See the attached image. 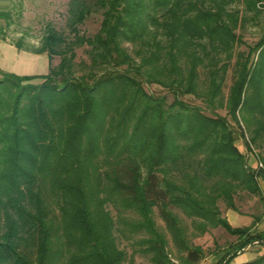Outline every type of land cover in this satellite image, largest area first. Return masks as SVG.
Returning a JSON list of instances; mask_svg holds the SVG:
<instances>
[{
  "label": "trees",
  "instance_id": "trees-1",
  "mask_svg": "<svg viewBox=\"0 0 264 264\" xmlns=\"http://www.w3.org/2000/svg\"><path fill=\"white\" fill-rule=\"evenodd\" d=\"M69 14V34L48 24L39 48L15 43L59 56L57 67L0 68V264H134L119 238L176 264L156 206L182 264H197L202 249L174 209L199 234L222 227L237 237L216 264L264 247L254 230L262 215L234 227L219 207L237 210L240 191L263 199L264 167H250L245 151L264 162V0H71ZM92 14L100 29L82 35L77 25ZM12 21L0 0V40ZM250 23L263 28L254 44L244 40ZM78 47L89 61H76ZM238 264H264V254Z\"/></svg>",
  "mask_w": 264,
  "mask_h": 264
},
{
  "label": "rangeland",
  "instance_id": "rangeland-1",
  "mask_svg": "<svg viewBox=\"0 0 264 264\" xmlns=\"http://www.w3.org/2000/svg\"><path fill=\"white\" fill-rule=\"evenodd\" d=\"M70 2L71 0H9V7L12 10L13 21L10 27L5 31V40H0V43L15 46L16 42L22 40L24 49L33 51L41 46L42 38L48 24H52L55 29L60 32L69 34L70 29L67 26V22L70 17ZM101 19L102 17L100 15L92 14L85 19L83 23L77 25L79 32L86 36L94 35L100 29ZM262 30L263 28L260 25H254L252 23L248 24L246 30L244 31V40L249 44L256 43L262 34ZM241 49L244 50L245 47L242 46ZM76 53L77 62L82 60L89 61L86 53V47H78L76 49ZM0 54L4 55L2 59L7 57V55L8 57L10 56L8 50L3 47H0ZM59 62V56H55L50 60L49 56L45 53V55L40 57L35 64H29L26 66L22 64L19 65L21 70L33 73L31 75H20L39 76L47 74L50 70V66L57 67ZM234 62L235 61L232 62V66L230 67L226 77V87L224 88L226 95L228 94V87L233 82ZM6 69H8L7 66L3 67V70ZM40 82H42L40 79L33 81V83ZM144 87L148 92L153 93L156 96H166L169 103L173 101V96L169 93L167 88H163L157 84H144ZM182 99L191 104H201V101L195 99L192 95H186L182 97ZM217 112L221 115H226V110L219 109ZM237 144L241 150L245 151V145L241 140H238ZM258 152V149H255L252 153L245 151V153H247L246 156L248 159V165L252 168L256 166L255 164ZM261 152L263 153L264 158V151L261 150ZM259 182L263 191V199L259 196L240 191L235 196L237 210L228 208L223 201L219 202L222 215L226 217L234 227H244L245 225L253 224L258 216H264V181L259 179ZM109 209L116 218L118 215L117 209L113 206H110ZM174 211L182 218L183 225L187 228L188 239L191 246H198L202 249L201 259L197 264H216L227 253L231 245L237 242V237L230 235L222 227L210 229V231L205 234H199V232H197V230L192 226L191 219L187 218L178 209H174ZM154 219L169 241L167 248L170 253V258L176 264H182L184 261L179 258L177 248L172 241L171 234L165 227V221L161 216L159 207L157 206L154 208ZM139 237H142V235H137L136 239ZM133 242V240L119 238L120 247L126 249L128 255L132 256L134 264H155L150 260L151 255H145L138 251L141 247L137 244L134 245ZM220 250L221 252L216 254V252ZM243 252L244 253L239 255L234 260L233 264L255 259L258 255L264 254V247L255 243L248 250ZM125 264H128V262Z\"/></svg>",
  "mask_w": 264,
  "mask_h": 264
},
{
  "label": "crops",
  "instance_id": "crops-1",
  "mask_svg": "<svg viewBox=\"0 0 264 264\" xmlns=\"http://www.w3.org/2000/svg\"><path fill=\"white\" fill-rule=\"evenodd\" d=\"M0 47L5 48L10 53V56L8 57L7 55V57H5L4 59H2L4 55L0 54V68L3 69V67L7 66L8 69H6L5 71L17 73V74L19 73L18 75L33 74V73H28L25 70H21L19 68V65L22 64L26 66L29 64H35L40 59V57L45 55V54H34L23 50H19L13 45H8L4 43H0ZM252 225L253 224L250 225L248 224L245 225L244 227H249ZM254 230L257 232H264V216L262 217L261 221L255 225Z\"/></svg>",
  "mask_w": 264,
  "mask_h": 264
},
{
  "label": "built area",
  "instance_id": "built-area-1",
  "mask_svg": "<svg viewBox=\"0 0 264 264\" xmlns=\"http://www.w3.org/2000/svg\"><path fill=\"white\" fill-rule=\"evenodd\" d=\"M250 153H252V152H250ZM256 164H257L258 169L264 167V163L261 160L256 159ZM257 244H259V243L257 242Z\"/></svg>",
  "mask_w": 264,
  "mask_h": 264
},
{
  "label": "water",
  "instance_id": "water-1",
  "mask_svg": "<svg viewBox=\"0 0 264 264\" xmlns=\"http://www.w3.org/2000/svg\"><path fill=\"white\" fill-rule=\"evenodd\" d=\"M258 241H255V242H253L251 245H249L248 247H246L245 249H244V251H246V250H248L253 244H255V243H257ZM259 243V242H258Z\"/></svg>",
  "mask_w": 264,
  "mask_h": 264
}]
</instances>
